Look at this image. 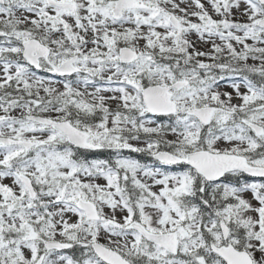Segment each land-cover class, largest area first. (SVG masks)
Listing matches in <instances>:
<instances>
[{
  "label": "snow or ice",
  "instance_id": "snow-or-ice-1",
  "mask_svg": "<svg viewBox=\"0 0 264 264\" xmlns=\"http://www.w3.org/2000/svg\"><path fill=\"white\" fill-rule=\"evenodd\" d=\"M0 264H264V0H0Z\"/></svg>",
  "mask_w": 264,
  "mask_h": 264
}]
</instances>
